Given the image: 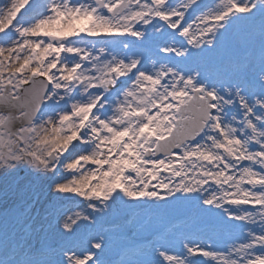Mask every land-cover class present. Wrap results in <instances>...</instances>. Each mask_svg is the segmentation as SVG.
I'll list each match as a JSON object with an SVG mask.
<instances>
[{"label": "snow or ice", "instance_id": "obj_1", "mask_svg": "<svg viewBox=\"0 0 264 264\" xmlns=\"http://www.w3.org/2000/svg\"><path fill=\"white\" fill-rule=\"evenodd\" d=\"M0 180V264H264V0L0 4ZM179 201L221 246L105 226Z\"/></svg>", "mask_w": 264, "mask_h": 264}, {"label": "rangeland", "instance_id": "obj_2", "mask_svg": "<svg viewBox=\"0 0 264 264\" xmlns=\"http://www.w3.org/2000/svg\"><path fill=\"white\" fill-rule=\"evenodd\" d=\"M6 2H7V0H0V4L6 3ZM215 2L216 1L212 2L211 4H213ZM26 183H27V177H26V174L23 172L22 175L19 174L18 177H16L14 180H10L8 182L9 191H12L13 189L17 188L18 186L22 187ZM4 190H5V182L3 180H0V200H2V194H3ZM186 205H188L187 201L175 202V203L171 204L168 208L163 209L162 212L163 213L167 212V213H169L168 215H173V214H176L178 212L184 211V209L187 207ZM133 210H135V209H133ZM126 211H128V209L123 210V212H126ZM129 211H130V209H129ZM148 212H150V210ZM170 212H173V213H170ZM153 222L154 221L150 222L149 224H152ZM133 228H134V226H133ZM170 247H172V246H170Z\"/></svg>", "mask_w": 264, "mask_h": 264}]
</instances>
